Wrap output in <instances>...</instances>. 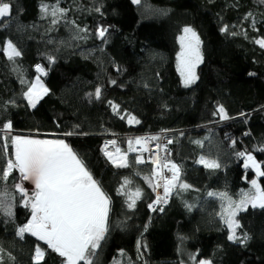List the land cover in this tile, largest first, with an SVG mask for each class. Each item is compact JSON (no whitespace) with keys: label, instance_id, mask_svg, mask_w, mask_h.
<instances>
[{"label":"trees","instance_id":"16d2710c","mask_svg":"<svg viewBox=\"0 0 264 264\" xmlns=\"http://www.w3.org/2000/svg\"><path fill=\"white\" fill-rule=\"evenodd\" d=\"M42 2L51 5L56 0H11L10 15L0 23V47L10 40L22 53L13 63L0 51V147L15 135L64 140L85 162L111 197L109 232L97 250L96 264H113L114 258L120 264H193L191 254L212 264H264V209L249 205L239 214L238 234L251 237L241 245L227 239L228 231L216 215L220 200L206 196L209 191H227L238 199L241 189H249L254 170H245L236 152H250L264 163V48L255 43L264 38V3L60 0L59 6L69 11L66 21L53 26L50 16L42 18ZM249 13L252 16L245 19ZM67 21L87 28V39H73L76 29ZM225 25L228 32H221ZM185 26L199 35L203 57L195 83L187 87L177 69L178 37ZM98 27L108 29L107 43L95 36ZM37 64L47 71L41 78L49 93L33 108L23 93L39 75ZM97 87L102 90L100 99L89 95ZM109 101L119 110L114 111ZM217 105H223L231 119L214 117ZM129 114L140 123L129 124ZM9 121L11 129H3ZM162 128L172 130V158L182 166L183 182L192 189L172 196L161 213L151 215L146 206L153 191L143 179L150 175V166L135 164L134 156L128 155L133 166L117 168L101 149L105 141L123 146L129 135ZM205 137L209 140L203 147L192 143ZM202 155L218 159L221 168L213 171L195 163ZM7 158L0 153V167ZM124 177L133 181V190L139 186L144 192L134 209H128L117 192ZM258 180L264 187V177ZM16 182L18 171L6 182L9 192ZM185 202L195 207L189 211ZM15 214V223H4L0 217V246L16 257L12 262L5 256L4 264H32L37 244L46 250L42 264H62L63 258L43 241L30 234L23 240L16 237V226L30 218V207L17 203ZM137 241L146 249L138 251Z\"/></svg>","mask_w":264,"mask_h":264},{"label":"snow or ice","instance_id":"6c2138e0","mask_svg":"<svg viewBox=\"0 0 264 264\" xmlns=\"http://www.w3.org/2000/svg\"><path fill=\"white\" fill-rule=\"evenodd\" d=\"M141 2L142 0H132V3L136 5H140ZM261 3H264V0H261ZM59 4L60 0H56L55 4L49 5L42 2L40 5L42 18L50 16V23L53 26H57L61 20L66 21V13L69 11L60 7ZM95 11L99 12L100 9L96 8ZM10 12L11 0H0V17H9ZM161 13L166 15L167 11L161 10ZM251 16L252 14L249 13L245 19ZM67 23L76 29L73 39H87V28H80L75 21H67ZM220 30L228 32V26L225 25ZM80 33H85V35L81 36ZM107 33V28L98 27L95 36L101 40V43H107ZM230 34L235 36L240 33L232 32ZM178 41L181 46V51L177 53L178 70L184 86L187 87L195 83L197 79L196 67L203 59L200 51L201 41L191 26H185L182 29V35L178 37ZM255 43L264 48V38L256 39ZM0 51H3L13 63H15L16 57L22 55L10 40L4 42ZM48 60L52 63L55 58L49 56ZM35 69L39 75L23 93L28 106L33 108L36 107L43 95L49 93V89L41 82V76L47 74L46 69L39 64L35 65ZM250 75L253 74L250 73ZM25 82L21 78V83ZM111 83L115 84L116 81L112 80ZM145 86L147 87V85ZM89 95L100 99L102 90L97 87L94 94ZM8 103L14 104L15 101ZM109 104L114 111L119 110V105L112 101H109ZM212 115L218 116L221 121L231 119L223 105H217ZM240 115L243 116L244 113H240ZM121 119H124V116H121ZM127 122L129 124L140 123L130 114ZM11 127L10 121L3 125V129H11ZM73 134L75 133H66L65 135ZM183 134L181 132V135ZM206 140H209V137H205L203 140H194L192 143L203 147ZM148 142H156L155 154L157 158L152 162L151 174L144 176L143 179L156 193V198L148 204L150 210H155L157 205L167 204L170 196H179L184 191L192 189V186L183 182L182 166L169 159L171 151L167 145L174 143L173 139H168L165 142L160 135L136 137L134 141L129 139V151H137L132 147L135 143L140 146L141 151L151 153V150L146 146ZM235 143L236 141L233 140L232 144ZM115 144L114 140L108 141L101 151L115 167H132L133 164L129 161L127 152L121 153L120 148H116L114 153L108 151L109 145L115 146ZM261 150L264 151V149ZM0 153L8 157L0 167V184H3V187H0V217H3V222L15 223V208L17 203H22L25 208L30 207L31 215L26 223L16 226V237L23 240L26 234H30L38 241H43L47 245V249H51L63 258L62 264H96L97 250L102 247V242L106 240L109 232L111 197L94 179L85 162L64 140L36 139L23 135L11 136L10 144L5 142L0 147ZM235 155L237 158H243L242 166L245 170H254L255 178L248 181L249 189H241L238 200L233 199L227 191H209L206 196L219 199L221 202V211L216 215L228 231L227 239L246 245L251 237L247 232L238 234L237 230L242 229L238 217L240 213L248 209L249 205L252 208L264 209V187H261L258 180V178L264 177V170H262L264 163H258L250 152L240 151ZM148 159L151 161V154ZM134 163L145 164L146 161L142 154H138ZM195 163L213 171L221 168L218 159H209L203 155ZM165 169L170 172V175L165 174ZM15 171L19 172L20 182L14 183L12 192H9L6 182L10 174ZM134 175L138 176L140 173L137 171ZM242 178L247 179V176ZM24 182H31L34 186L33 189L30 191ZM132 183L133 181L129 177H124L120 188L117 189L118 194L125 197V205L128 209H134L137 202L144 198L143 189L137 186L133 190ZM160 188L163 189L162 194L157 192V189ZM185 207L191 211L195 205L185 202ZM159 210L163 211V208L161 207ZM145 230H147V225H145ZM142 247L146 249V245L137 241L138 251ZM119 254L121 257L126 255L123 249ZM5 256L9 261L16 260L11 252L0 246V264H4ZM45 256L46 250L37 244L31 255L32 264H42ZM141 258L142 254L137 256V259ZM189 260L193 264H212L210 259L197 260L195 254H191ZM113 264H120V261L114 258ZM180 264H184V261H181Z\"/></svg>","mask_w":264,"mask_h":264},{"label":"built area","instance_id":"2783aa9c","mask_svg":"<svg viewBox=\"0 0 264 264\" xmlns=\"http://www.w3.org/2000/svg\"><path fill=\"white\" fill-rule=\"evenodd\" d=\"M171 132H172V130L162 128V129H159V130H156V131H153V132L132 134V135L127 136V138H126L123 146H120L118 144H115V146L109 145L108 151L114 153L116 148H120L121 153L127 152L128 155L134 156V159L136 158V156L138 154H142L143 158L146 161L145 164L146 165H149L150 166V169L152 170V167H153V163L152 162H154L156 160V158H157L156 157V154H155L156 153V142H148L147 143L146 146L151 150V153H150V152H147V151H141L140 150V146L139 145H136L135 143H133L132 147L136 148L137 151L130 152L129 151L128 141H129V139H133V141H134V138H136V137H145V136L160 135L161 139L166 142L168 139H172ZM247 134H248V132L246 131V135ZM106 142H108V141L103 142L102 147H104V145L106 144ZM170 145L171 144H168L167 145V148L170 149V151H171ZM150 154H151V161H149V159H148ZM169 159L172 162H174V163H176V164L179 165V163L172 158V154L169 157ZM164 172H165L166 175H170V172H168L167 169H165ZM150 174H151V171H150ZM157 192H159V193L162 194L163 193V189L162 188L157 189ZM155 198H156V193L153 192V196L150 199V201L148 202V204L151 203ZM170 199H171V196L169 197L168 203H169ZM168 203L167 204H162V205H157L155 210H150L148 208V204H147L146 208H147L148 212L151 215H153V214H159V213L162 212L159 209L162 207L163 210H164V208L168 205Z\"/></svg>","mask_w":264,"mask_h":264},{"label":"rangeland","instance_id":"374dc122","mask_svg":"<svg viewBox=\"0 0 264 264\" xmlns=\"http://www.w3.org/2000/svg\"><path fill=\"white\" fill-rule=\"evenodd\" d=\"M6 17H0V22L2 21V20H4ZM181 35H182V33H181ZM181 51V46H180V49H179V52ZM178 52V53H179ZM198 66V65H197ZM197 68V67H196ZM177 69H178V59H177ZM178 72H179V70H178ZM179 74H180V72H179ZM181 76V75H180ZM36 79V78H35ZM34 79V80H35ZM181 79H182V77H181ZM33 80V81H34ZM41 82L43 83V80H42V78H41ZM50 140V139H49ZM259 163V162H258ZM24 184H25V186L31 191L32 189H33V185L31 184V182H24ZM239 199V198H238ZM237 199V200H238Z\"/></svg>","mask_w":264,"mask_h":264},{"label":"bare ground","instance_id":"6f19581e","mask_svg":"<svg viewBox=\"0 0 264 264\" xmlns=\"http://www.w3.org/2000/svg\"><path fill=\"white\" fill-rule=\"evenodd\" d=\"M172 197V196H171Z\"/></svg>","mask_w":264,"mask_h":264}]
</instances>
